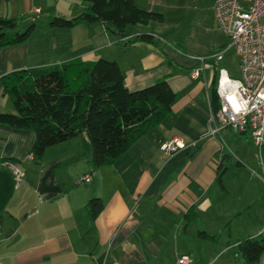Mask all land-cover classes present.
<instances>
[{
	"label": "crops",
	"instance_id": "1",
	"mask_svg": "<svg viewBox=\"0 0 264 264\" xmlns=\"http://www.w3.org/2000/svg\"><path fill=\"white\" fill-rule=\"evenodd\" d=\"M215 2L135 0L163 21L129 26L121 34L105 23L49 26L54 16H79L86 3L0 0V17L36 22L25 42L0 49V112H13L3 76L73 59L116 61L129 90L165 79L176 93L170 114L99 168L91 163L85 135L47 148L37 160L29 157L33 130L0 125V264H171L187 254L182 249L191 229L211 231L244 215L249 237L263 235L264 201L255 177L245 175L250 166L241 152L247 135L228 128L207 134L216 72L209 68L193 78L187 57L217 47L224 59L232 47L223 44L229 38L217 24ZM36 9L45 16L39 28ZM142 34L152 42L136 40ZM173 138L185 147L167 155L159 145ZM223 156L228 159L220 166ZM9 162L23 172L18 187ZM86 173L91 181L79 183ZM94 197L103 204L95 218L86 207Z\"/></svg>",
	"mask_w": 264,
	"mask_h": 264
},
{
	"label": "trees",
	"instance_id": "2",
	"mask_svg": "<svg viewBox=\"0 0 264 264\" xmlns=\"http://www.w3.org/2000/svg\"><path fill=\"white\" fill-rule=\"evenodd\" d=\"M74 1L87 4L83 12L71 19L54 16L48 23L50 27L68 29L81 22L105 23L123 34L129 26L163 21L161 14L138 8L135 0ZM35 26L34 20L23 25L17 18L0 17V49L25 42ZM152 38L142 34L136 40L152 42ZM2 80L13 112H0V125L33 130L31 152L35 159H41L49 147L85 135L95 168L119 158L141 134L171 113L176 99L165 79L141 89H127L118 63L102 58L93 62L73 59L60 65L18 70ZM210 101L215 112L219 108L215 80ZM260 156L264 170V143ZM227 159L223 156L220 166ZM86 207L95 218L103 204L94 197ZM236 248L247 264H264V235L240 240Z\"/></svg>",
	"mask_w": 264,
	"mask_h": 264
},
{
	"label": "built area",
	"instance_id": "3",
	"mask_svg": "<svg viewBox=\"0 0 264 264\" xmlns=\"http://www.w3.org/2000/svg\"><path fill=\"white\" fill-rule=\"evenodd\" d=\"M39 9L35 10V13ZM214 14L217 24L230 40V46L239 57L240 78L229 76L220 66L223 51L207 55H188L194 63L191 70L197 78L211 68L216 72V94L219 108L212 111L208 120V135L222 129L249 135L259 152L264 143V0H216ZM185 147L182 140L164 141L159 149L170 155ZM34 155L31 152L29 157ZM262 165V161L260 162ZM14 185L23 180V172L12 162L7 163ZM91 181L90 174L79 177V183ZM103 264V263H94ZM171 264H191V258L182 254Z\"/></svg>",
	"mask_w": 264,
	"mask_h": 264
},
{
	"label": "rangeland",
	"instance_id": "4",
	"mask_svg": "<svg viewBox=\"0 0 264 264\" xmlns=\"http://www.w3.org/2000/svg\"><path fill=\"white\" fill-rule=\"evenodd\" d=\"M39 13L40 9L39 12L36 13L37 15L35 14L38 19L40 18L37 22L38 28L45 18L44 15H40ZM229 43L230 40L224 37V46ZM219 49L220 48L215 47L211 50V53ZM185 51L197 52L191 47H185ZM220 64L224 66L229 76L240 78L239 57L234 48L231 47L224 53V59ZM6 113H11V111ZM247 140L249 142L243 143L241 151L244 164L250 166L248 170L249 174L247 173L245 175L248 177H255L254 185L258 188V192L262 194V199L264 201V172L260 163V152L249 140V135H247ZM255 195L253 196L254 198ZM261 201L262 200L258 202V205H260ZM246 220L247 217L244 215L242 218L237 217L229 220L227 223H223L221 228L210 229L211 231H207L204 228L191 229L189 232V241L184 245L182 250L191 258V264H247L238 254L236 248L238 241L248 238L249 234H251L249 233L250 229L246 228ZM200 233H204V235Z\"/></svg>",
	"mask_w": 264,
	"mask_h": 264
}]
</instances>
